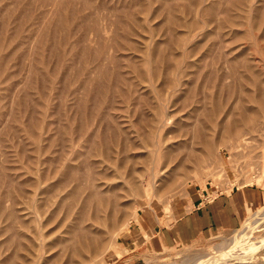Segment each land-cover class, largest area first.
Listing matches in <instances>:
<instances>
[{
    "label": "rangeland",
    "instance_id": "obj_1",
    "mask_svg": "<svg viewBox=\"0 0 264 264\" xmlns=\"http://www.w3.org/2000/svg\"><path fill=\"white\" fill-rule=\"evenodd\" d=\"M97 151L118 155L109 175L126 171L112 183L138 187L90 262L75 264H181L241 231L217 259L264 264V218L251 229L264 209L237 232L259 206L228 233L117 261L138 214L163 222L197 189L264 187V0H0V264H74L66 218L86 194L76 179L102 170ZM144 163L153 186L149 170L126 182ZM243 242L248 251L226 257Z\"/></svg>",
    "mask_w": 264,
    "mask_h": 264
},
{
    "label": "crops",
    "instance_id": "obj_2",
    "mask_svg": "<svg viewBox=\"0 0 264 264\" xmlns=\"http://www.w3.org/2000/svg\"><path fill=\"white\" fill-rule=\"evenodd\" d=\"M197 193L199 196L194 194L183 214L171 216L163 222L154 215L138 214L137 220L120 236V244L126 252L122 253L117 261L130 255L125 263L132 262L145 254L164 253L203 242L219 233H228L238 228L247 214L259 206L256 212L243 222L238 232L264 209V187L256 184L219 192L211 198L208 194L201 193L200 189H197Z\"/></svg>",
    "mask_w": 264,
    "mask_h": 264
},
{
    "label": "bare ground",
    "instance_id": "obj_3",
    "mask_svg": "<svg viewBox=\"0 0 264 264\" xmlns=\"http://www.w3.org/2000/svg\"><path fill=\"white\" fill-rule=\"evenodd\" d=\"M235 121H234L235 124L234 123L232 125L224 124L226 126H224V128H221L222 131L220 130L221 133L219 135L220 137H222V138H220L221 140L223 139V136L231 135L232 133H237L239 129L244 128L246 124L251 123L252 117L248 118L247 120L244 118L243 120H238L237 122H235ZM210 142H208L207 144L205 143L206 144V149L205 150H207L209 153L213 149V143L212 142L210 143ZM155 146H157V144H155ZM153 147H154V145H153ZM128 149H127V152H128ZM155 151H157V150H155ZM98 152H100V151H97V153ZM127 152H124V153H127ZM97 153L95 152L93 154H97ZM103 153H101V155L98 153V155H100V156H98L99 159L101 157V160L99 162H96V160H94L95 164L97 165V166H95L96 168L99 167V166L102 167V170H100V171L97 170L98 171L97 173H96V170L94 171L96 176H92V177L91 176L90 177L87 176V180L88 181H86L85 184L83 183V181L81 179H76V180H80V183L85 185L86 194H85V196H83V198L78 203H76L75 205L73 204L72 205L73 207L72 206L70 207L71 208V210H70L71 212H69L70 214L67 215V218L65 217L67 222H69V225L66 227L67 228L66 229V234L68 235V238H67L68 247H65V250L68 249L67 250L68 257L71 255V257L73 259L71 257H69V258H71L72 261L75 260L74 264L77 263V261H79L80 263H84V261L85 262H90V259L87 258L88 261L84 259L85 258L84 257L85 254H90V253L92 254L93 251L96 252V250L100 246L99 243H102L104 241V235H107L109 233V230H110L111 226L114 224L115 219L117 217L116 215L118 214L119 207L120 206H124V205L126 206V204L129 202V201L128 202L126 201V198L129 197V196H132L134 194V188L138 187L137 186L138 184L136 185V187L132 186V188L134 187L132 189V188H129V187L123 185L122 184L123 182L121 184L120 183H112V181H114L115 179L122 178L121 177V173L124 174L126 171L122 172L121 169L118 166V168L120 169V171L118 170V175L117 174L109 175L107 173V170H109L108 168H110V163H111L109 160L112 158L111 159V161H112L113 158H116L118 155L114 154L115 153L114 152L113 154L116 155V156L115 157L111 156V158H110L108 156V153L107 154L106 153L103 154ZM203 153H205V152H203ZM155 154H154V156H155ZM96 156L94 155L95 158H96ZM141 156H143V155H140V158H138L139 156L138 157L136 156V157L140 160L142 158ZM147 158H149V156ZM99 159H97V161ZM132 159H131V161H132ZM138 159H133V160L135 162ZM144 159H145V157H144ZM153 160H154V158H153ZM91 162H93V160H91ZM126 162H127V159H126ZM113 163L114 162H112L111 165ZM87 164H88V162H87ZM92 164L90 163L91 167L94 166V164L93 165ZM135 164L136 163H134L133 165L135 166ZM145 164L146 163H144L143 167L145 166ZM124 165H126V164H124ZM122 167H123V165H122ZM93 168L91 169L92 171H93ZM135 169L130 170L129 174L128 173L126 174V176H127V179L125 178L127 180L126 182H131V180L133 181L135 179L138 180V181L141 180L140 178H143L145 172L148 171V170H149L148 175L151 176L150 171H152V170L149 168V166L146 167V168L144 167V169H142V171L141 170H135ZM94 173H93V175H94ZM90 175H92V174H90ZM124 176H125V174H124ZM153 177H154V174H152L151 178L149 177L150 179L147 180V184L146 185H152L153 186V183H152L153 182L152 181ZM64 179L65 178H63V180ZM94 180H97V181L95 182ZM136 180H135V183L136 182L138 183V181H136ZM60 182L62 183V181H60ZM133 183H134V181H133ZM58 184H59V182H58ZM166 186H168V185H165V187ZM58 187H59V185H58ZM151 187L150 188H148V187L146 188V191H145L146 197H148V195H152L151 194V190H150ZM161 189H163V188H161ZM136 193H137V191H136ZM110 194L112 195V198H110V196H111ZM94 200H96V203H93ZM107 211H108V214L110 213L109 215L107 214ZM134 218H135V216H134ZM261 218H264V216H259L256 219H254V221L252 223V226H251L252 230H254L256 228V226H258L256 224L257 219L261 220ZM245 234H246V231H241L238 234V236H236L234 242L232 241L233 243L228 242L226 244V242L225 243L223 242L225 246L219 247L220 249L217 248L216 251L213 252L211 256H206V255L201 256V254H199V256H201L200 258L195 257V259H193L194 258L193 257L194 255H193L192 256L193 258L191 260H189V258L185 259L181 264H228L226 262H221L223 260H219L217 258L218 257H222L225 254V251L230 249L232 247V245L234 243H236L238 240H240ZM28 240H29V238H28ZM250 245H251V243L248 244V243H245V242H243L241 244H237V246H236L237 248L235 247L236 250L228 251V254L226 255V257L229 256V255H233L234 256L235 253H240V255H243L242 251H248L250 249ZM252 245H258V244L255 243V244H252ZM94 252H93V254L95 255ZM218 252H220V253H218ZM237 255H239V254H237ZM237 255H235V256H237ZM89 256H93V255H89ZM92 258L93 257H91V259ZM26 260L28 261V259H26ZM26 260L24 259V261H26ZM71 260L69 259V261H71ZM22 261H23V259H22ZM24 261L22 262L23 264H26V263L28 264L29 263V262H24ZM218 261L221 262V263H218ZM71 263H73V262H71ZM19 264H21V263H19Z\"/></svg>",
    "mask_w": 264,
    "mask_h": 264
}]
</instances>
